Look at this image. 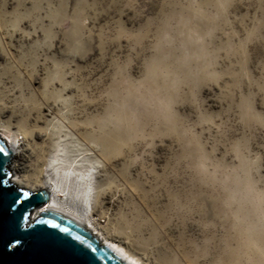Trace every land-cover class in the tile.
Returning a JSON list of instances; mask_svg holds the SVG:
<instances>
[{"label":"rangeland","instance_id":"374dc122","mask_svg":"<svg viewBox=\"0 0 264 264\" xmlns=\"http://www.w3.org/2000/svg\"><path fill=\"white\" fill-rule=\"evenodd\" d=\"M0 21L9 180L74 158L95 233L139 264H264V0H0Z\"/></svg>","mask_w":264,"mask_h":264},{"label":"water","instance_id":"95a60500","mask_svg":"<svg viewBox=\"0 0 264 264\" xmlns=\"http://www.w3.org/2000/svg\"><path fill=\"white\" fill-rule=\"evenodd\" d=\"M0 149V225L4 232L0 264H128L82 223L59 211L41 210L32 218L35 209L46 205L48 193L14 185L8 172L12 151L2 136ZM17 224L21 231L14 230ZM9 231L20 235L25 244L7 249Z\"/></svg>","mask_w":264,"mask_h":264},{"label":"bare ground","instance_id":"6f19581e","mask_svg":"<svg viewBox=\"0 0 264 264\" xmlns=\"http://www.w3.org/2000/svg\"><path fill=\"white\" fill-rule=\"evenodd\" d=\"M6 33L7 30L4 29L3 24L0 21V47L2 46V48L4 49L7 48L5 42ZM12 34L13 32H8L7 35L8 37H11ZM9 55L10 58L13 57L10 52ZM5 143L12 151L11 157H16V155L19 154V151H17V147H15V145H11L10 141L6 139ZM9 164L8 169L10 170L11 168L15 172V169L12 168L13 166L9 167ZM64 165H66L67 167L64 168ZM49 166L51 167L50 169L54 172L53 177H56V179L46 177L43 185L42 182H40V184L38 183L32 190L27 188L30 191L34 190L33 192L45 190L48 193V200L46 202V205L42 206V208L38 207L40 209L37 208L36 210H34L32 218L36 217L41 210H56L82 223L93 234L97 235V233H95L96 228L94 227V223L91 221V213L93 211L94 205L99 202V193H97L95 197L94 205L91 206L90 203H88V199L91 193L89 190L91 187V179L85 174H80L78 172L79 168L77 167V162L74 158L66 163L65 158H62V155L60 154V156H56L53 158V161L50 162ZM17 179L18 176L14 175L13 180L10 179V181L14 185L19 187V181ZM97 236L102 243L106 244L126 263L139 264L137 259L131 252L126 251L123 247L113 241H109L108 239L103 238L99 235Z\"/></svg>","mask_w":264,"mask_h":264},{"label":"snow or ice","instance_id":"6c2138e0","mask_svg":"<svg viewBox=\"0 0 264 264\" xmlns=\"http://www.w3.org/2000/svg\"><path fill=\"white\" fill-rule=\"evenodd\" d=\"M0 152H3V150L0 149ZM24 195L27 196V193H24ZM14 202L15 203H20L19 200H16ZM13 227H14V230L15 231H21L20 226L18 224L17 225H14ZM3 235H4L3 226L0 225V238H2ZM8 235H9V239H8L6 245H5V247L7 249H10V250L11 249H17V248L22 247L25 244L24 239H22L20 235L14 234L13 231H9ZM34 239H36L37 242H39V238H34Z\"/></svg>","mask_w":264,"mask_h":264}]
</instances>
